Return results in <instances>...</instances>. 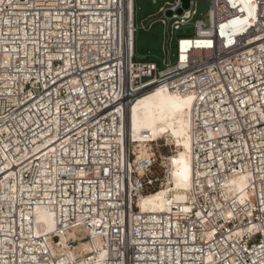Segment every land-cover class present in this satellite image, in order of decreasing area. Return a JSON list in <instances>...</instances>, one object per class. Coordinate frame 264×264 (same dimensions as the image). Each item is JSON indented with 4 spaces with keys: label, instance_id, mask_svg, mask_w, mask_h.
Here are the masks:
<instances>
[{
    "label": "built area",
    "instance_id": "1",
    "mask_svg": "<svg viewBox=\"0 0 264 264\" xmlns=\"http://www.w3.org/2000/svg\"><path fill=\"white\" fill-rule=\"evenodd\" d=\"M196 1L161 8L172 32ZM208 1L209 22L160 70L134 60L135 0H0V264H70L36 234L38 208L56 245L77 229L102 240L79 264H264V0ZM155 88L192 98V185L186 203L142 213L167 167L127 150L124 124Z\"/></svg>",
    "mask_w": 264,
    "mask_h": 264
},
{
    "label": "bare ground",
    "instance_id": "2",
    "mask_svg": "<svg viewBox=\"0 0 264 264\" xmlns=\"http://www.w3.org/2000/svg\"><path fill=\"white\" fill-rule=\"evenodd\" d=\"M133 18V3L130 2V19ZM176 101H188L181 108L175 109ZM192 98L175 94L165 88H155L137 97L128 106L124 124V146L127 150H136L138 158H145L152 153V144L165 141L172 147V155L164 157L167 176L163 185L155 192L143 195L138 201L142 213H162L174 204L188 201L193 175L192 160ZM148 135V138H146ZM188 179L185 182L183 175ZM236 190L243 192V180L235 182ZM34 229L37 235L45 234L49 246L56 256L64 254L70 264H79L78 260L88 253L96 251L103 256V242L95 233L77 229L61 235L59 243L54 241L55 218L53 213L38 208L34 214ZM91 238L92 241L81 242L73 251L67 250L68 240ZM99 251V252H98ZM82 253V254H81Z\"/></svg>",
    "mask_w": 264,
    "mask_h": 264
},
{
    "label": "rangeland",
    "instance_id": "3",
    "mask_svg": "<svg viewBox=\"0 0 264 264\" xmlns=\"http://www.w3.org/2000/svg\"><path fill=\"white\" fill-rule=\"evenodd\" d=\"M171 0H135V24L138 28L135 36V61H154L160 70L166 68L167 64L174 65L176 61V40L178 37H193L195 33L194 21L198 19L209 22L210 2L208 0H197V16L181 31L172 32L170 26L173 20H169L161 8ZM168 22V27L163 25L162 20ZM148 79L145 78L144 82ZM152 150L157 153V167L155 174L163 175L164 157L172 155V147L164 140L153 143ZM136 153V150H133ZM138 156V154L136 153ZM82 254V253H81Z\"/></svg>",
    "mask_w": 264,
    "mask_h": 264
},
{
    "label": "water",
    "instance_id": "4",
    "mask_svg": "<svg viewBox=\"0 0 264 264\" xmlns=\"http://www.w3.org/2000/svg\"><path fill=\"white\" fill-rule=\"evenodd\" d=\"M189 7H190V0H182V8H180V9L176 12V14H177V15H182V14H183V11L189 9ZM172 15H173V13H172L171 11H167V12H166V16H167L168 18H171Z\"/></svg>",
    "mask_w": 264,
    "mask_h": 264
},
{
    "label": "snow or ice",
    "instance_id": "5",
    "mask_svg": "<svg viewBox=\"0 0 264 264\" xmlns=\"http://www.w3.org/2000/svg\"><path fill=\"white\" fill-rule=\"evenodd\" d=\"M186 103H188V101H176L173 107L175 109H179ZM183 179L185 180V182L187 181L188 177L186 174L183 175ZM186 211H187V209H186Z\"/></svg>",
    "mask_w": 264,
    "mask_h": 264
}]
</instances>
